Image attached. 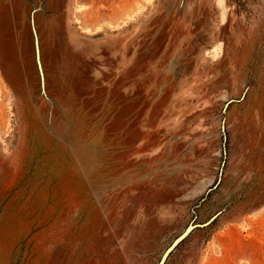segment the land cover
<instances>
[{"label":"rangeland","instance_id":"1","mask_svg":"<svg viewBox=\"0 0 264 264\" xmlns=\"http://www.w3.org/2000/svg\"><path fill=\"white\" fill-rule=\"evenodd\" d=\"M264 264V0H0V264Z\"/></svg>","mask_w":264,"mask_h":264},{"label":"water","instance_id":"2","mask_svg":"<svg viewBox=\"0 0 264 264\" xmlns=\"http://www.w3.org/2000/svg\"><path fill=\"white\" fill-rule=\"evenodd\" d=\"M197 227H200V225H194L191 226L187 229V231L180 237L178 238L173 244L172 246L166 251L164 257L162 258V261L160 262V264H163L165 262V260L167 259V257L169 256V254L175 249V247L183 240L185 239L189 233L193 230L196 229Z\"/></svg>","mask_w":264,"mask_h":264},{"label":"crops","instance_id":"3","mask_svg":"<svg viewBox=\"0 0 264 264\" xmlns=\"http://www.w3.org/2000/svg\"><path fill=\"white\" fill-rule=\"evenodd\" d=\"M166 251H167V250H166ZM165 253H166V252H165ZM165 253H164V255H165ZM164 255H163V257H164ZM169 255H170V254H169ZM163 257H162V258H163ZM161 261H162V260H161ZM165 261H166V260H165ZM164 263H165V262H164ZM164 263H163V264H164ZM158 264H160V263H158Z\"/></svg>","mask_w":264,"mask_h":264}]
</instances>
